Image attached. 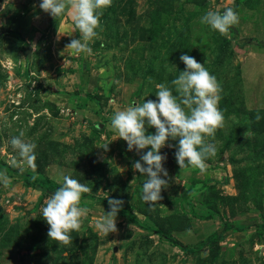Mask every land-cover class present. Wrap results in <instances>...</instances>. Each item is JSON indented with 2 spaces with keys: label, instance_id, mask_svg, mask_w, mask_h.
<instances>
[{
  "label": "rangeland",
  "instance_id": "obj_1",
  "mask_svg": "<svg viewBox=\"0 0 264 264\" xmlns=\"http://www.w3.org/2000/svg\"><path fill=\"white\" fill-rule=\"evenodd\" d=\"M39 2L0 0V264H264V0H112L90 54L65 48L79 38L72 9L54 18ZM226 7L239 17L226 35L199 22ZM182 53L216 77L223 127L206 137L217 151L203 173L161 149L168 185L149 207L139 155L110 117L173 87ZM20 132L36 145L35 168L10 144ZM64 174L89 187L67 245L49 239L41 216L53 191L27 182ZM112 197L123 206L104 234L95 223Z\"/></svg>",
  "mask_w": 264,
  "mask_h": 264
},
{
  "label": "clouds",
  "instance_id": "obj_2",
  "mask_svg": "<svg viewBox=\"0 0 264 264\" xmlns=\"http://www.w3.org/2000/svg\"><path fill=\"white\" fill-rule=\"evenodd\" d=\"M112 0H40L39 8L57 18L72 9L71 18L79 38L71 39L65 48L75 53H88L92 49L88 41L97 35L102 11L110 6ZM199 22L210 29L226 35L231 26L239 22L236 11L226 7L221 11L208 10ZM59 34V33H58ZM179 60L185 65L182 71L171 80L169 87L164 83L156 85V99H143L110 117V130L118 133L126 142L127 150H135L139 159L132 164L134 170L146 177L141 185V199L153 203L162 199V188H166L168 171L163 161L167 155L161 152L165 146L174 148V157L181 170L198 169L205 172V161L216 154V147L206 143V137L214 136L223 127V114L218 108L219 85L211 74L194 57L182 53ZM175 93V94H174ZM256 119H260L257 114ZM154 128V131L148 129ZM23 132L13 136L10 144L21 161L35 168V143L26 142ZM170 141H176L175 144ZM107 150L108 144L102 146ZM145 149H147L145 151ZM16 161L13 165L16 166ZM8 178L0 174V184L6 185ZM89 187L70 175H62V182L47 198L41 209V216L48 225L50 240L67 245L70 234L79 231L85 209L81 207L82 194ZM109 210L96 221L95 228L104 234L117 231L116 218L123 206L119 198L108 199Z\"/></svg>",
  "mask_w": 264,
  "mask_h": 264
},
{
  "label": "trees",
  "instance_id": "obj_3",
  "mask_svg": "<svg viewBox=\"0 0 264 264\" xmlns=\"http://www.w3.org/2000/svg\"><path fill=\"white\" fill-rule=\"evenodd\" d=\"M27 182L32 183L33 185L44 189V190H49V191H55V189L59 186L58 183L48 179V178H35V177H27ZM163 236V235H162ZM169 240L174 243L175 245L179 246L182 250L186 252H193V248H187V246L180 244L175 240L174 238H169Z\"/></svg>",
  "mask_w": 264,
  "mask_h": 264
},
{
  "label": "water",
  "instance_id": "obj_4",
  "mask_svg": "<svg viewBox=\"0 0 264 264\" xmlns=\"http://www.w3.org/2000/svg\"><path fill=\"white\" fill-rule=\"evenodd\" d=\"M43 26H44V25H43ZM43 26H42V27H43Z\"/></svg>",
  "mask_w": 264,
  "mask_h": 264
}]
</instances>
